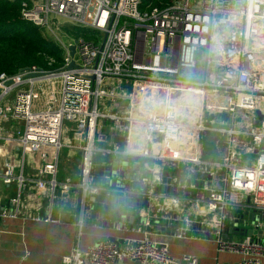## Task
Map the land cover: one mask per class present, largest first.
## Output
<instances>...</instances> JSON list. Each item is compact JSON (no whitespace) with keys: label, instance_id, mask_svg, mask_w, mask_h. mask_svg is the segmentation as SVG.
<instances>
[{"label":"built area","instance_id":"1","mask_svg":"<svg viewBox=\"0 0 264 264\" xmlns=\"http://www.w3.org/2000/svg\"><path fill=\"white\" fill-rule=\"evenodd\" d=\"M10 1L61 45L64 62L0 75V156L8 154L0 179L16 185L0 218L59 222L55 208L81 189V229L95 196L112 193L147 204L141 225L119 229L143 232L175 212L182 230L200 227V237L211 228L218 250L240 254L239 264H264V0H175L147 11L142 0ZM66 26L102 40L71 38ZM208 133L219 137L218 159L202 156ZM63 149L77 179L60 177ZM95 157L103 168L117 162L98 175L114 185L96 181ZM157 233L78 243L63 261L200 264L175 257Z\"/></svg>","mask_w":264,"mask_h":264},{"label":"crops","instance_id":"2","mask_svg":"<svg viewBox=\"0 0 264 264\" xmlns=\"http://www.w3.org/2000/svg\"><path fill=\"white\" fill-rule=\"evenodd\" d=\"M7 156H0V170L4 166ZM71 167L67 166L66 168L61 165L60 177L71 175L77 179L78 169H74L73 172L70 171ZM15 193V184H5L0 179V212L3 207L10 208L12 206L10 198ZM74 193L75 200L66 205L69 207L67 213L71 217L69 220L68 217L65 220L60 219L59 222L0 218V264H67L63 258L69 255L78 243L82 247H87L107 236L123 238L144 235L146 231L144 229L143 232H136L118 228L119 226L124 227L125 223L127 226H131L130 221H123L112 226V220L107 215L103 218L101 216L100 220H96V223L84 224L80 229L78 222L75 221L78 190H75ZM61 209L62 207L58 206V210ZM88 211L84 215V220L88 216ZM101 221L103 224H100ZM135 222L138 224L140 221L135 218ZM157 234L162 241L167 242L170 253L175 257H182L184 254L195 255L199 258L200 264H239L242 258L237 253L220 252L212 235L207 239L202 236L172 235L169 232L163 235Z\"/></svg>","mask_w":264,"mask_h":264},{"label":"trees","instance_id":"3","mask_svg":"<svg viewBox=\"0 0 264 264\" xmlns=\"http://www.w3.org/2000/svg\"><path fill=\"white\" fill-rule=\"evenodd\" d=\"M174 1L142 0L141 10L166 8ZM65 30L71 38L82 37L96 43L102 40V35L97 31L68 26ZM63 62L64 50L61 45L47 36L40 26L22 19L20 1L0 0V75L6 73L13 76L32 66L54 71ZM61 165L67 168L68 163L62 162Z\"/></svg>","mask_w":264,"mask_h":264},{"label":"water","instance_id":"4","mask_svg":"<svg viewBox=\"0 0 264 264\" xmlns=\"http://www.w3.org/2000/svg\"><path fill=\"white\" fill-rule=\"evenodd\" d=\"M107 37V33L104 36V40H103V44L106 40ZM70 51L71 54L75 53V46L72 45L70 47ZM13 82L12 79L10 80H6L5 81V85H9ZM2 88L0 87V95L2 93ZM127 102H121V104L125 105ZM255 152H257V148L255 149ZM117 166V162H114L111 166H106V168H103V166H101V158L100 157H95L94 158V174L96 176V181L98 183H101L103 185L105 184H111L114 185V181H109V180H99L98 175H101L103 173V171L105 170V174H110L111 171L113 169H115ZM138 165H134L133 168L136 170L138 169ZM165 181L168 182V178L165 177ZM127 186L130 187H137V188H142V189H146L148 188V185H140L137 184L135 182H128L126 183ZM160 190L163 191H173L171 188H169L167 185H164L160 188ZM82 199H83V191L80 189L78 191V195H77V205H76V210H75V221L78 222L80 220L81 217V210H82ZM93 204L90 205V209L87 213L88 216L85 218L84 220V224H92V223H96V220L99 219L102 216L105 217V215H107V217L112 220V226L117 225L118 223H121L123 221H130L131 222V226L137 228L140 223H142L143 221V217L141 214L140 209L147 207V204L145 203L144 200L142 199H138L137 201L133 200L130 197H119L116 195L111 194H104V193H99L95 196L94 198V202H92ZM136 204L135 208H131L130 205ZM89 206V205H88ZM88 208V207H87ZM69 211V207L65 206L64 208H62L60 211L58 210V207L55 209L54 214H53V218H57L58 215L60 214L59 218L61 220H65L68 217V220L71 219L70 216L67 215ZM177 214H173V217L171 219H169L168 217L162 216L160 215L157 219H154L152 226H147L144 227V229L146 231H156L160 234H166V233H170L172 235H176V234H181L182 236H186V237H193V236H197L198 232L197 230L200 229V227L198 228H194L192 230H182L183 227L185 226L184 222H177L175 220ZM250 217H253V214H250ZM135 218L139 219V223L136 224ZM228 223V229L231 232L232 231V227H234V221L230 220ZM100 224H103L102 221ZM212 229L208 228L205 232H202L200 235L203 238H207L209 239L211 236ZM254 235L258 234L259 236H261V232L259 231H251ZM212 238L214 240H216V236L212 235Z\"/></svg>","mask_w":264,"mask_h":264},{"label":"rangeland","instance_id":"5","mask_svg":"<svg viewBox=\"0 0 264 264\" xmlns=\"http://www.w3.org/2000/svg\"><path fill=\"white\" fill-rule=\"evenodd\" d=\"M14 94H15V91L12 92V95H14ZM217 139H219V137H217V135L214 136V134L208 133L205 136L204 147H203L204 149H203V154H202L204 159H218V158L221 157V151L219 149L221 147L217 146V144H216V140ZM219 146H221V145H219ZM76 154H79V153L75 152V155ZM75 155L71 154V156H75ZM99 155H102V154L99 153ZM133 160H134V158H133ZM61 162L70 164L72 166L70 171L74 172V169H76V170L78 169V163H76V161L75 162L74 161H70L67 158V149H63L62 150ZM88 209H90V205L88 206Z\"/></svg>","mask_w":264,"mask_h":264}]
</instances>
